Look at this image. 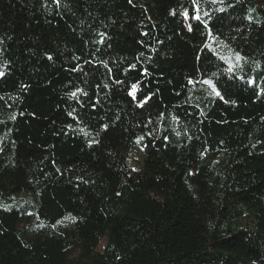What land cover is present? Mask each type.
<instances>
[{
    "label": "trees",
    "instance_id": "1",
    "mask_svg": "<svg viewBox=\"0 0 264 264\" xmlns=\"http://www.w3.org/2000/svg\"><path fill=\"white\" fill-rule=\"evenodd\" d=\"M0 73V264H264V0H0Z\"/></svg>",
    "mask_w": 264,
    "mask_h": 264
},
{
    "label": "rangeland",
    "instance_id": "2",
    "mask_svg": "<svg viewBox=\"0 0 264 264\" xmlns=\"http://www.w3.org/2000/svg\"><path fill=\"white\" fill-rule=\"evenodd\" d=\"M131 161H132V166L133 167H137V165L139 164V162L141 161V154L139 152H135L132 156H131Z\"/></svg>",
    "mask_w": 264,
    "mask_h": 264
},
{
    "label": "snow or ice",
    "instance_id": "3",
    "mask_svg": "<svg viewBox=\"0 0 264 264\" xmlns=\"http://www.w3.org/2000/svg\"><path fill=\"white\" fill-rule=\"evenodd\" d=\"M193 2L195 3V0H193ZM185 15L187 16L188 15V13L187 12H185ZM195 18H199L198 16L197 17H195ZM0 75H2V73H0Z\"/></svg>",
    "mask_w": 264,
    "mask_h": 264
}]
</instances>
